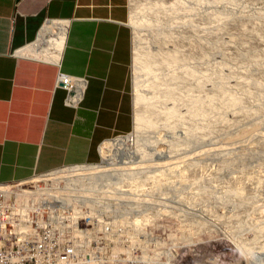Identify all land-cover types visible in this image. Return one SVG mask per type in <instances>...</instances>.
<instances>
[{
    "label": "rangeland",
    "instance_id": "obj_1",
    "mask_svg": "<svg viewBox=\"0 0 264 264\" xmlns=\"http://www.w3.org/2000/svg\"><path fill=\"white\" fill-rule=\"evenodd\" d=\"M128 24L146 187L123 250L69 264H264V0H129Z\"/></svg>",
    "mask_w": 264,
    "mask_h": 264
},
{
    "label": "crops",
    "instance_id": "obj_2",
    "mask_svg": "<svg viewBox=\"0 0 264 264\" xmlns=\"http://www.w3.org/2000/svg\"><path fill=\"white\" fill-rule=\"evenodd\" d=\"M128 17L129 0H0V183L94 163L133 131ZM58 74L85 81L76 108Z\"/></svg>",
    "mask_w": 264,
    "mask_h": 264
},
{
    "label": "built area",
    "instance_id": "obj_3",
    "mask_svg": "<svg viewBox=\"0 0 264 264\" xmlns=\"http://www.w3.org/2000/svg\"><path fill=\"white\" fill-rule=\"evenodd\" d=\"M84 82L58 74L67 106L79 105ZM128 135L103 143L94 163L0 183V264H69L77 255L123 250V205L146 187L138 180L144 155L131 153L130 140L123 150Z\"/></svg>",
    "mask_w": 264,
    "mask_h": 264
},
{
    "label": "bare ground",
    "instance_id": "obj_4",
    "mask_svg": "<svg viewBox=\"0 0 264 264\" xmlns=\"http://www.w3.org/2000/svg\"><path fill=\"white\" fill-rule=\"evenodd\" d=\"M60 25V26H59ZM58 27H60V29H61V31H63L64 33V36H65V34H66V29H67V23L66 22H64V23H61V24H59V23H52L51 25H49V26H47V28H58ZM56 33V32H55ZM49 35V34H48ZM59 44V46H60V49H61V46H62V43H61V41H56V46ZM48 46V45H47ZM51 59V58H50ZM154 59V58H153ZM149 61H150V63L151 64H149ZM152 61V59L150 58V57H148V56H145V58H144V64H146V66L144 67V68H146V69H148V68H150L151 69V67L150 66H147V64H149V65H152V63H153V61ZM135 84L136 85H138L139 84V82H135ZM167 95V94H166ZM172 96V95H171ZM144 98L145 97H143L142 95H138L137 97H136V101L137 102H141V101H143L144 100ZM146 101H149V100H144L143 102H146ZM142 120H144V118H142ZM145 121V120H144ZM143 121V122H144ZM145 123H146V121H145ZM144 123V124H145ZM143 124V125H144ZM147 127V126H146ZM129 136L130 135H128V136H126L125 138H123V150L124 149H127L128 148V146H126V143H127V141L129 140ZM136 139V138H135ZM135 147L132 149V154L133 153H135V152H139L140 153V156H142V155H144V150L142 149L143 148V146L145 147V145H138V143H137V140H136V143H135V145H134ZM151 146V145H150ZM151 152V151H150ZM149 155H151L152 157H154L156 160H162L163 162H160V163H163V164H165V163H167L168 161H166L167 159H168V157L166 156V155H164V153L163 152H159L158 150H156L155 151V153L153 152V153H151V154H149ZM138 163V161H133V162H131V163H128L127 164V167L128 168H132V166H133V164H137Z\"/></svg>",
    "mask_w": 264,
    "mask_h": 264
}]
</instances>
